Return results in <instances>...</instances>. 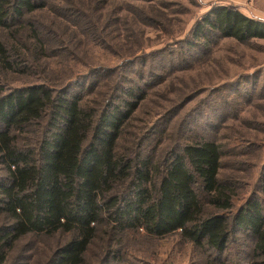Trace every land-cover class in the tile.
Here are the masks:
<instances>
[{
	"label": "rangeland",
	"instance_id": "obj_1",
	"mask_svg": "<svg viewBox=\"0 0 264 264\" xmlns=\"http://www.w3.org/2000/svg\"><path fill=\"white\" fill-rule=\"evenodd\" d=\"M34 1L45 5L25 13L16 24L0 27V44L9 48L12 43L23 63L21 72L0 69L4 91L27 81L39 83L44 76L60 79L49 83L53 87L87 80L82 103L99 108L111 96L115 102L119 97L132 100L125 94L132 88L143 99L121 131L118 150L158 162L196 138L216 141L221 150L219 179L233 181L230 215L251 195L264 204L259 177L264 160V39L239 42L208 35L203 41L192 35L203 15L218 5H232L264 20V0ZM65 4L69 9L62 13ZM94 68L101 74L92 76ZM38 135L24 133L19 141ZM4 174L0 166V178ZM3 217L0 214V226L6 225ZM66 238H22L13 244L6 264H44ZM232 241L229 261L253 264V239L239 231ZM103 243L118 255L103 256ZM145 262L223 264L177 233L155 238L142 230L99 235L84 260Z\"/></svg>",
	"mask_w": 264,
	"mask_h": 264
},
{
	"label": "trees",
	"instance_id": "obj_2",
	"mask_svg": "<svg viewBox=\"0 0 264 264\" xmlns=\"http://www.w3.org/2000/svg\"><path fill=\"white\" fill-rule=\"evenodd\" d=\"M44 5L0 0V27L16 24ZM192 35L203 41L208 35L239 42L264 39V20L218 5L203 15ZM8 47L0 44V69L21 72V54L12 43ZM99 74V68L91 72ZM40 80L6 91L0 85V166L5 170L0 214L6 220L0 226V264L7 263L13 244L22 238L67 235L44 264H84L99 235L139 230L155 238L177 233L223 264H232L227 253L240 231L254 241L252 263L264 264V204L251 195L230 215L233 181L219 179L216 141L196 138L158 162L120 151L117 142L143 99L141 93L129 88L125 94L132 100L119 97L115 102L111 96L95 108L82 103L87 80L57 87L49 83L56 84L58 77ZM33 131L37 138L19 141ZM259 177L264 186V160ZM99 248L103 256L118 255L110 244Z\"/></svg>",
	"mask_w": 264,
	"mask_h": 264
}]
</instances>
